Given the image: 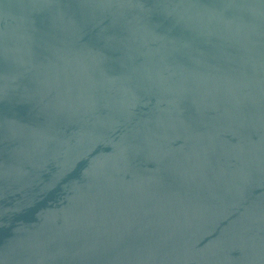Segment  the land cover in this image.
<instances>
[{
  "label": "water",
  "instance_id": "95a60500",
  "mask_svg": "<svg viewBox=\"0 0 264 264\" xmlns=\"http://www.w3.org/2000/svg\"><path fill=\"white\" fill-rule=\"evenodd\" d=\"M0 264H264V0H0Z\"/></svg>",
  "mask_w": 264,
  "mask_h": 264
}]
</instances>
